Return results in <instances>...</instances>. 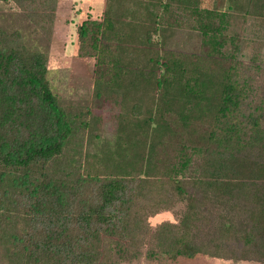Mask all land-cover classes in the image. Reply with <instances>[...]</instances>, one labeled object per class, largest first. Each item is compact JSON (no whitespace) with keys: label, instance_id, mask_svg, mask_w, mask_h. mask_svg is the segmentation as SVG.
Returning <instances> with one entry per match:
<instances>
[{"label":"trees","instance_id":"16d2710c","mask_svg":"<svg viewBox=\"0 0 264 264\" xmlns=\"http://www.w3.org/2000/svg\"><path fill=\"white\" fill-rule=\"evenodd\" d=\"M53 14L25 13L39 28ZM253 27L264 29V0L228 10L161 0L156 48L106 41L102 21L85 17L76 54L95 59L94 81L90 102L78 104L52 90L47 55L0 26V264H100L106 239L128 240L140 214L177 197L203 241L185 225V237L156 242L155 257L176 262L207 247L215 258L264 262V101H246L247 72L264 73V51L244 32ZM103 99L131 111L104 142L92 115ZM137 164L148 179L134 175ZM153 187L159 198L131 212ZM207 205L242 215L240 229L231 219L207 229Z\"/></svg>","mask_w":264,"mask_h":264},{"label":"rangeland","instance_id":"374dc122","mask_svg":"<svg viewBox=\"0 0 264 264\" xmlns=\"http://www.w3.org/2000/svg\"><path fill=\"white\" fill-rule=\"evenodd\" d=\"M160 1L0 0V26L8 32L18 30L22 34L21 39L25 44L33 48L37 47L47 55V77L52 90L60 98L64 101L71 100L78 104H88L91 100L90 87L94 81L95 59L93 57L78 56L76 54L78 23L85 17L96 18L103 23L101 35L104 40L120 42L125 45L152 46L156 48L158 42L157 31L155 30V18L160 11ZM235 2L237 0H199V6L228 10L234 6ZM29 10H37L39 12L50 10L52 12L54 11V14L52 17L50 16V22H48V18H43L45 21H41L43 28H39L33 25L26 17L25 13ZM184 15L186 16V14ZM44 24L46 27H44ZM45 29H50L49 32L47 31L49 33L48 35L42 32ZM244 32L249 36L252 35L251 37L254 39V43L251 45L255 48L257 47L258 51L261 50L263 52L264 29L261 30L258 27H253L249 30V28H246ZM246 50L247 55L242 58L244 62H249V57H251L253 49L251 46H247ZM245 72L243 71L241 78L246 76L244 75ZM248 73L252 74V78L246 101L252 102L253 104L257 102L262 103L264 101V88L262 90L261 86L264 85V73L262 75L259 74L257 69H250ZM125 107L121 108L120 104L110 99H103L99 101V106L93 108L92 115L99 117V121L95 126L97 130L93 132L99 134L102 142L112 135L114 126L118 121L122 120L125 122L131 119V111L126 110ZM136 166L138 170L134 175L141 176L142 179H148L139 173L142 172L139 164ZM164 179L167 180L168 178L164 177ZM143 190V193L136 194L134 208L130 209L131 212L135 209L140 210L146 206L149 208L151 203L159 198V193L153 192L156 190L154 187L149 188V190L143 188ZM173 200L174 202L169 208L163 209L160 212L150 214L146 211L147 213L140 214V218L144 220L142 222L144 227L141 225L142 228L139 226L140 228L137 230L131 231L132 233L128 240L117 238L106 239L100 264H264L262 261L243 258H233L231 260L215 258L214 256L218 255H212L210 254L211 252H207V247L203 248L206 255H198L194 258H179L176 262H171L160 256L155 257L157 256L155 254L156 252H154L156 251V242L161 243L162 240H172L174 235L176 239L181 236L185 237L186 233L183 231L185 225L188 226L190 239L193 242L201 244L203 241V238L201 239L198 236V232L195 236L196 238L192 235L193 232L196 233L193 226V222H196L194 221L196 220L195 217L193 216L192 218V215H190V219L183 218L185 210L188 209L189 201L187 199L181 200L178 197ZM201 208L202 210L209 211L206 212L210 215L209 219L202 224L207 229H211V231L222 220L229 221V219H231L230 222L232 224L236 225V229L240 227L243 216L229 213V209H226V207L207 205ZM261 217L259 216L258 219L260 220ZM140 218L138 216V219ZM163 225H165V228ZM175 226H178L180 230ZM213 244H215V241ZM122 248L126 249L125 254H123L124 249ZM128 249L136 251L138 254L133 256L129 253ZM122 254L123 257L121 258ZM141 257H145V260H142Z\"/></svg>","mask_w":264,"mask_h":264}]
</instances>
